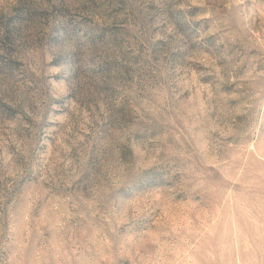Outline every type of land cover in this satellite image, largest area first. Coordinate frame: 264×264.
<instances>
[{"label": "rangeland", "instance_id": "rangeland-1", "mask_svg": "<svg viewBox=\"0 0 264 264\" xmlns=\"http://www.w3.org/2000/svg\"><path fill=\"white\" fill-rule=\"evenodd\" d=\"M0 264H264V0H0Z\"/></svg>", "mask_w": 264, "mask_h": 264}]
</instances>
